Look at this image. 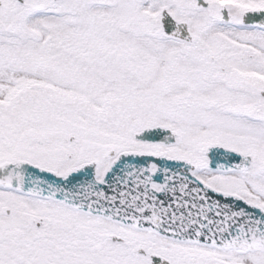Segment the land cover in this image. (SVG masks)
Instances as JSON below:
<instances>
[{"label":"snow or ice","instance_id":"1","mask_svg":"<svg viewBox=\"0 0 264 264\" xmlns=\"http://www.w3.org/2000/svg\"><path fill=\"white\" fill-rule=\"evenodd\" d=\"M0 264H264V0H0Z\"/></svg>","mask_w":264,"mask_h":264}]
</instances>
